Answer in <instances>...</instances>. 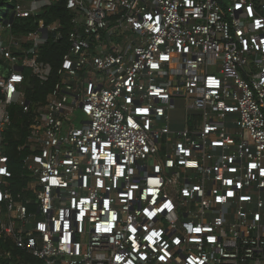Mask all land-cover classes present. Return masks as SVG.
<instances>
[{
	"label": "built area",
	"instance_id": "1",
	"mask_svg": "<svg viewBox=\"0 0 264 264\" xmlns=\"http://www.w3.org/2000/svg\"><path fill=\"white\" fill-rule=\"evenodd\" d=\"M9 2L0 264H264V0Z\"/></svg>",
	"mask_w": 264,
	"mask_h": 264
},
{
	"label": "trees",
	"instance_id": "2",
	"mask_svg": "<svg viewBox=\"0 0 264 264\" xmlns=\"http://www.w3.org/2000/svg\"><path fill=\"white\" fill-rule=\"evenodd\" d=\"M1 7H5L6 10L9 9L10 7V2L9 0H0V8ZM51 13L57 15V17L59 18V20L63 21L66 18V14L64 11V2L63 0H59V3L56 7L52 8L50 10ZM56 18V17H55ZM55 18H47L46 21L51 22L52 19ZM57 18V19H58ZM50 55L47 56V59H49V62L52 63V65L55 67L58 65L59 63V53L57 54L50 51L49 53ZM30 84L32 85V87L34 88V97H33V101H37V102H43L47 93L49 92L50 88H51V84H45V85H40L38 84L36 81L32 80L30 82ZM22 113L19 112V110L15 109L13 110V117L15 119L19 118L20 121L22 119H25V117L23 115H21ZM26 120V119H25ZM17 120H15L14 125H13V129L19 130V123H16ZM21 129V128H20ZM9 139L7 138V143H8V151L7 154H10L12 158H15V148L17 147V145L21 144L23 142V137L25 136V131L22 129L20 130L19 134H13L12 131H10L9 133ZM16 136L15 139L12 136ZM2 246V243L0 241V247Z\"/></svg>",
	"mask_w": 264,
	"mask_h": 264
},
{
	"label": "crops",
	"instance_id": "3",
	"mask_svg": "<svg viewBox=\"0 0 264 264\" xmlns=\"http://www.w3.org/2000/svg\"><path fill=\"white\" fill-rule=\"evenodd\" d=\"M175 116H177V118L174 120L173 122V126L175 128H181L183 127V121H182V117H181V114L180 113H176Z\"/></svg>",
	"mask_w": 264,
	"mask_h": 264
},
{
	"label": "rangeland",
	"instance_id": "4",
	"mask_svg": "<svg viewBox=\"0 0 264 264\" xmlns=\"http://www.w3.org/2000/svg\"><path fill=\"white\" fill-rule=\"evenodd\" d=\"M5 10H6L5 7H1L0 8V19L2 18L3 14L5 13ZM176 118H177V116H175V114H173V119H176ZM5 136L9 139V134L8 133H6Z\"/></svg>",
	"mask_w": 264,
	"mask_h": 264
},
{
	"label": "snow or ice",
	"instance_id": "5",
	"mask_svg": "<svg viewBox=\"0 0 264 264\" xmlns=\"http://www.w3.org/2000/svg\"><path fill=\"white\" fill-rule=\"evenodd\" d=\"M254 167V166H253ZM231 195V193H229Z\"/></svg>",
	"mask_w": 264,
	"mask_h": 264
}]
</instances>
